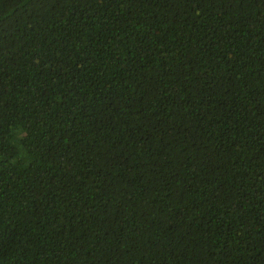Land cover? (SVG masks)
Segmentation results:
<instances>
[{
	"label": "trees",
	"instance_id": "16d2710c",
	"mask_svg": "<svg viewBox=\"0 0 264 264\" xmlns=\"http://www.w3.org/2000/svg\"><path fill=\"white\" fill-rule=\"evenodd\" d=\"M0 264H264V0H0Z\"/></svg>",
	"mask_w": 264,
	"mask_h": 264
}]
</instances>
